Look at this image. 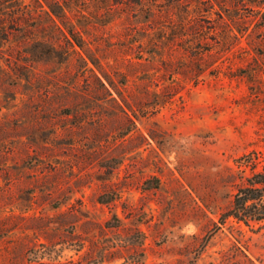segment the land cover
<instances>
[{
    "label": "rangeland",
    "instance_id": "1",
    "mask_svg": "<svg viewBox=\"0 0 264 264\" xmlns=\"http://www.w3.org/2000/svg\"><path fill=\"white\" fill-rule=\"evenodd\" d=\"M263 175L264 0H0V264H264Z\"/></svg>",
    "mask_w": 264,
    "mask_h": 264
},
{
    "label": "trees",
    "instance_id": "2",
    "mask_svg": "<svg viewBox=\"0 0 264 264\" xmlns=\"http://www.w3.org/2000/svg\"><path fill=\"white\" fill-rule=\"evenodd\" d=\"M263 180V181H261ZM260 181H255V185L264 184V175L261 176ZM255 185H249V187L239 191L235 196L234 208L229 216H232L236 221L249 226L248 221H245L244 217L240 218L237 214L239 209L245 214H256L254 220L256 222H262L264 220V205L262 203H254V201H259L257 196H261L264 193V187H255ZM260 198V197H259ZM252 202V203H251ZM251 203V204H250Z\"/></svg>",
    "mask_w": 264,
    "mask_h": 264
}]
</instances>
